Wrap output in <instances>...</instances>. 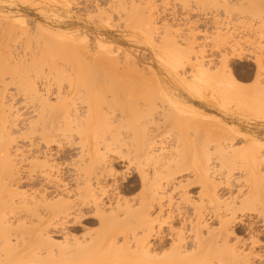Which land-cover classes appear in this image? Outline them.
<instances>
[{
	"label": "rangeland",
	"instance_id": "1",
	"mask_svg": "<svg viewBox=\"0 0 264 264\" xmlns=\"http://www.w3.org/2000/svg\"><path fill=\"white\" fill-rule=\"evenodd\" d=\"M253 2L257 4V8ZM263 3L264 0H0V64H3V70L0 68L2 71H0V78H2L0 79L2 81L0 82V135L3 134L4 138H7L10 142L14 141L11 143L13 148L10 146V149H12L10 152L14 160L11 159V161L15 163V165H11V163L7 165V162L4 163L5 160L2 157V153H0V158L4 160L0 161L2 162L0 164V224H2V226L7 225L3 223L8 222L10 216V220L14 226L13 228L11 222H8L11 229L8 227L10 230H6L7 234L1 230L5 227L3 226V228L0 226L2 227L0 229V264H126L128 260L136 261L138 264H196L195 260H189L188 262L189 258L186 255L190 254L192 251L190 248V250L184 248L186 253L189 250L187 254L182 250V254H186L185 256L183 255L184 258L181 254H178V251L175 253L172 250L176 246V244L173 246L177 241L176 237L179 240L178 236L181 231V220L178 217L179 210L177 211V206L179 205V209L182 206L184 207L186 203L185 199L183 201V195L181 194H186V196L191 197L192 200L194 198L195 201L199 202V192L203 189L202 183L197 181L196 174L192 170L178 172L180 168L178 170L175 169V167L178 168V166H180L175 165L177 163L175 160L176 157L179 159V149L176 145L178 144L177 137L179 136L177 135H179L181 127H184L187 129L190 140V138L193 137L192 127L196 125L200 128L197 130L198 132L200 130L201 133L199 132V138L196 141L197 147L195 146L199 149V151L196 152L198 155L195 153V149L193 152V145H189L190 141L188 140V147H186L185 150V163H187V165L197 162L200 165L204 163L205 158L201 151L204 148L206 137L207 140L215 139L217 136L227 137L231 133L230 136L233 138L234 132L236 134L234 136L237 137L234 143L237 142V147H244L256 143L261 151L264 152V102L259 101L261 99L241 101L232 96L223 98L221 96L220 87L214 80V72L212 73V71L217 69V66H222L224 62L223 59H225L233 75L238 79L240 85H243L242 87L246 89L244 91L242 90V92H251V90L255 89L257 91L264 87ZM259 5L262 6L259 7ZM78 59H80L81 62L79 64H77V62H79ZM75 60H77V62H75ZM200 60H203L204 65L207 66L205 69L211 66V70L208 69L210 72L206 70L201 71L199 64ZM69 62H72V64ZM55 63L59 65H55V67ZM88 63L95 69H92L93 67L90 68ZM8 65L10 67L13 65L12 68L14 67L15 69L9 68ZM71 65L73 66L70 67ZM5 67L8 68V72L13 71L15 75L11 73L8 74V72L4 74L3 71L6 70ZM57 67L59 68L57 69ZM61 67L62 69H60ZM94 70H96L98 74ZM75 71L77 75H75ZM91 72L96 73V78L99 80H95V82H98V86L97 83H94V79L90 75ZM47 74L50 75L46 77L45 75ZM12 75L14 77L16 76V78L11 77ZM56 75H58L59 79ZM51 76L52 78L54 77L53 80ZM70 76H72L71 79ZM83 76L86 79L83 80ZM105 76L108 77L105 78ZM118 76L122 79L125 77L130 80L131 91L129 90L126 91L125 94H122L124 91H121L125 90V88L128 89L130 85L127 84L129 86L126 87V85H124L125 83H123L125 80L123 82L121 81L123 86L119 85V80L117 81V79H115V77ZM127 79L126 81H128ZM59 80L63 81L60 82ZM109 80H112V85L108 84ZM68 81H72V83H68ZM3 83H6L8 87ZM33 83H36V86L39 85L37 89H40H38L39 92L42 91L41 94L43 98L45 95V99L51 100L48 103H54V105L58 104L57 107H62V109L58 107L59 110L57 107L53 108L51 106L52 109L47 103L42 106L44 108L47 104L48 106H46L52 109L50 112L48 111L49 109L44 111L45 113L49 112V115H47L49 117L51 116V120L48 119V121H46L45 116L47 115L43 114V111H41V113L43 112L42 114H39L40 112L38 110L44 109L40 108V105L37 108L38 103L40 104L41 102L38 101L39 99H36L38 101L37 103L32 95L33 93L35 96L34 91L36 88L33 86ZM59 83L60 86H58ZM114 83H116V86ZM126 83H129V81ZM50 85L52 87H50ZM84 85H86L87 92L90 91V94L87 93V95H85L86 89ZM91 85H93V87ZM40 86L42 88H40ZM110 86H113L114 90H110L111 93L109 94V89H111ZM59 87H61V90L62 87L65 88L66 91L63 89V93L61 90L57 92ZM67 87H69V90H72V94L68 93L69 90H67ZM46 88H48L47 91ZM94 88L98 90V93H96L97 91L95 92ZM48 91L51 94H48ZM99 91L101 92L99 93ZM112 92H115V98L112 97L114 94H112ZM58 93H62L61 96L64 94L63 96H66L67 99L69 98L68 103L71 102V106L77 102L76 109L83 115L89 113L91 119L88 120L89 122L87 121L89 124L85 121L86 123L84 122L85 124L83 123L82 126H79V123H77L78 126L73 123V130L79 131V134L77 131L70 132V135H72L71 133L74 134V137H68L72 138L70 141L69 139H64L60 140L61 143L50 141L49 144L47 143L46 136L49 135L52 139L50 135H52V133L54 135L55 132L51 131L50 134H46L44 128L51 124L55 116L58 117V119L61 117V114H63L61 110L64 112L65 105L63 106L64 103H61L62 100L64 101L65 99H61L63 96L61 97ZM83 94L86 97H82ZM48 95H51L50 98ZM57 95H59V98L56 97ZM77 97L78 99L84 98L86 103L83 99L82 102L84 104H82L81 99L77 101ZM72 100H75V102L72 103ZM33 101L37 103L36 107H34L35 103ZM112 102H114V104H112ZM111 104L114 106H111ZM15 105L16 107L14 108ZM21 105L27 108L24 109ZM108 106L112 109H108ZM81 107H83L82 111ZM4 108L6 111L5 113L3 111ZM35 108L37 109L36 112L31 111L33 109L35 110ZM18 109L21 110H19L20 113ZM112 110L114 111L112 112ZM9 111L11 112L9 113ZM53 112L54 114H52ZM59 112L61 113L57 116ZM112 113L114 114L110 115ZM20 114L23 118L20 119L25 122L19 120V117H21ZM51 114L55 115L53 120ZM5 115L7 119L4 117ZM13 115H16L18 119ZM40 115L45 116L41 118L39 117ZM48 116L47 118H49ZM119 116H121L123 120L121 117L119 118ZM58 119H55L57 122L55 120L53 122L58 123ZM112 119L119 121V123H115ZM120 119L123 121L122 123H120ZM29 122H35L34 124L37 125L34 126L31 123L30 125ZM40 123L42 126H40ZM110 123L112 124L110 125ZM4 124L6 126H3ZM74 125L77 126V129ZM41 127L42 129H40ZM29 128L31 129L29 130ZM39 129L41 132L44 130V132L41 133ZM37 131L44 136L42 137ZM26 132H30L28 135L29 138L26 136ZM105 132H110V135ZM4 134L8 136L5 137ZM120 134L122 135L121 138H119ZM102 135H105V137H101ZM212 136L214 137L212 138ZM114 137H117L116 139L121 142H124V138H126L124 142L126 144L115 140ZM200 137L203 139L201 138V140ZM30 138L33 141H30ZM1 139L3 140V138ZM105 139L108 142L110 140L111 144H108ZM126 141L130 142V144ZM151 142H153V144ZM150 145L154 147L153 149L155 151L153 149L148 150V148H151ZM0 149L2 150V145H0ZM214 150L215 149H213L214 156L219 155V152L217 150L214 152ZM147 151H149L150 154H148ZM138 152L140 154H138ZM89 153L91 155L88 157L87 154ZM262 154L261 158L264 157ZM94 155L95 158L98 160L100 159L98 164L97 159H94ZM126 155L128 159L125 157ZM29 156L34 159L31 158L32 162ZM137 156H139V158ZM141 156H144L143 159ZM170 157L174 158L175 161H172L173 159ZM134 158L135 160H132ZM140 158L142 163H140ZM145 158L147 159L144 160ZM161 158L165 160L166 163V159L168 158V164L171 162L168 169L172 170L173 167L174 170L177 171L173 170V173L170 172V176H168L167 173L169 170L161 169L163 174H161L160 172L162 171L159 170V176H153L156 174L155 171H157L153 170L154 162L156 159L158 160ZM45 159L47 160L46 162H50L48 168L51 169L52 165L54 167V172L51 173L53 176L51 175L50 180L48 179L49 181L43 175L45 170H48L47 167H44L45 169L40 168V166H48ZM35 160L41 165L35 163ZM87 160L89 162H87ZM3 163L4 166L2 165ZM43 163L45 165H43ZM91 163H94V165L90 167ZM166 163L165 165H167ZM179 163L181 162L179 161ZM234 163H240L243 167V171L235 170V174L233 177L231 176L232 178L225 175L217 179V182H219H216V185L219 191L220 201L222 202V200H224L225 203L236 198V204H241L240 201H245V198L248 197L244 204L240 206L239 204L238 206L235 204L237 209H241L240 212L239 210L237 211V216H239V218H245L247 221H257V219H259L257 221V228L255 229L259 232V237L263 244H261L260 247L253 246V244H251L252 242H250V236L254 234L245 228L243 229L244 232L242 231L240 234H236L237 237L241 236L240 240H247L245 241V245L241 244L239 246V251L244 255L247 253V256L251 253L250 257L254 258L252 259L254 262L253 264H264V261H260L258 258L255 259V256L259 254L264 255V231H262L264 228L262 224L264 218V161L262 163H254L252 158L247 160V154L244 153V151H239L225 161V164L228 166L227 169ZM83 164L84 168L86 167L85 169H88V178L87 175H85L86 173L84 174L86 170L80 168ZM137 165H139V167H137ZM165 165L161 167L164 166L163 168H166ZM109 168L113 169V171L110 170L111 173L109 172ZM93 169H95V172ZM143 170L146 173L150 172L149 177L152 175L154 178H159L162 175L161 178L163 177L162 182L164 183H162V187L165 191L162 190L164 198H162L163 200L160 202L161 205L156 204L157 206L152 209L149 206L151 212L148 210V206H144L143 208L141 205L144 211H146L147 208L148 212L146 213H148V215L150 214V218L154 219V221H152H157L153 225L155 229H153V227V231L151 229L152 232L141 228L143 229L142 232L139 228L140 226L137 228V226L133 224L136 222L134 221L136 218L134 215H130V219L127 217V214H125L127 215L125 217L123 213L126 211L127 207H124L126 208L124 210L122 209L124 212L119 209V212H122H118L120 216H118L115 210L120 206L118 204L122 203L123 205L125 201H130L132 207L135 205L134 210H137L136 206L140 203L144 201L147 203L149 201V191L145 190L147 186L141 181V173ZM16 171H18L17 173H19V175L15 174ZM153 171L155 174H151ZM12 172H14L15 177L12 176ZM79 172L83 173L82 178H85L84 180L89 183V185L87 184L88 186L91 185L92 189L96 188L94 190L96 194L92 192L93 197L100 200H97L100 204L98 208L86 206L83 207V211H80L81 213L79 212L80 206H77L80 201L79 203L77 202L79 198H82V193L79 194L77 192L79 194L77 195L76 189L79 188L77 186L80 185L83 187L85 181L82 178V180L78 178V181L76 176H81L82 174ZM90 172H92V174ZM108 172L110 174H108ZM76 173L80 175H76ZM95 174H98L97 178ZM11 176L12 178L14 177V180ZM91 176L93 178H91ZM171 176L173 180L170 178ZM88 179H92V181ZM97 179L98 181H96ZM150 179L152 180V177ZM5 180L6 182H4ZM180 181L185 183V188L181 187L175 190L174 188L177 184L179 185ZM49 182L51 184H49ZM4 183L7 186L3 189ZM230 183L232 185H230ZM173 184H176L174 185L175 187H172ZM84 187L87 186L85 185ZM12 188L14 191H12ZM23 193L26 196H24ZM7 196L10 198L13 196L14 199H11L13 201L15 200L14 205L12 200ZM4 197L7 198L8 201ZM60 198L66 202L72 201L69 202L72 205L74 204L71 211L73 212L76 208L74 211L75 216L77 213L81 214L77 215V220L74 216L69 220L62 219L63 216H55L54 212L51 213L52 210H49L45 206L46 202L48 203V201H50L53 203L56 199L60 200ZM2 199H5V201ZM9 199L14 207L10 206ZM181 199L184 205L179 204L181 203ZM244 201H242V203ZM128 202L125 204H128ZM22 203H24V205H22ZM224 203L221 204L224 205ZM27 204H29L35 212H32L33 209L30 210L31 208L28 210L29 206ZM149 204L150 203H148V205ZM16 205L19 206L17 207ZM6 206H8V208ZM38 206H40V208ZM131 206L127 210L132 209ZM186 206L188 207L189 204ZM23 207L25 209L27 208L26 210L29 211V215L26 214L27 211ZM101 207L103 209H101ZM41 208L45 212H42L43 210ZM92 208H94V211ZM13 209L14 211H12ZM17 209H20V211L23 210V213ZM223 209L222 215L225 214V218H228L229 215L231 216L232 213L229 214V211ZM38 211L39 215L42 214V216L45 217L39 219L33 214L38 213ZM17 212L18 214L15 215ZM99 212L101 215L103 213L102 217L99 215ZM115 212L118 218L114 216L116 215ZM3 214L8 220L1 223V218L4 216ZM53 214L54 216L52 218L51 215ZM14 215H20L15 217L18 222L20 220H25L24 222H19V225H21L20 229L19 226L16 225L17 223ZM113 217L116 218V220L114 218L115 221L112 219ZM132 217H134V220ZM12 218L14 219L15 225ZM48 218H50V220ZM125 218L128 219V222H125ZM58 222L61 224L65 223V225L58 224ZM115 222H117L116 224L119 226L124 225L120 228L118 225H114ZM214 222L216 221L212 222V227L218 229L219 223L216 222L215 224ZM47 223L50 224V226L48 224L49 227H47ZM126 223L135 226V231H137L135 233L137 236L141 233L144 234V232H150L147 235H151L146 238V242H148L147 246H149L148 248L150 250L148 254L141 251L142 249L136 245L137 242H135L136 239L134 237L132 241L136 244L132 245L133 242H131L130 239L133 233L131 234V232H129L130 227L126 226ZM23 224L29 225V227H27L31 230L22 229V227L26 226H23ZM124 226H126V228ZM22 230L30 232L27 233ZM1 231H3V233H1ZM122 231L123 233H118ZM41 232L42 235H46L47 239L49 238L50 242L49 245L47 244L48 246L45 244L49 240L44 238V244L41 237L45 236L40 235ZM178 232L179 235L177 234ZM258 232H256V234ZM186 233L185 239L187 235L189 243L185 240L187 242L185 244L186 246L188 244L192 246L193 240L192 237H190L192 234L190 232ZM3 234H6V237L9 238H4L5 236H3ZM8 234L12 235L8 236ZM125 235H130L127 239L131 242H129V245L132 247L131 252L129 251L130 247L128 248L127 246L128 241L125 239ZM205 235L207 237V234H203L204 237ZM236 235H234L235 240L237 238ZM8 239L9 244H7ZM78 241H82L83 246H75L74 243ZM235 242L236 241H233V243ZM67 244L72 245L68 247L70 250L66 247ZM111 244L112 246H109ZM73 247H76V249ZM67 250L68 253H66ZM114 250L118 252L114 253ZM64 251H66V255ZM138 251L140 253L139 256L138 253L135 254ZM69 252L71 253L70 258L72 259L74 256V260H69ZM132 252H135L133 256ZM72 253L75 255L73 254L72 256ZM141 253L144 255L141 256ZM102 254L104 256H102ZM145 255L149 256L145 258Z\"/></svg>",
	"mask_w": 264,
	"mask_h": 264
},
{
	"label": "bare ground",
	"instance_id": "2",
	"mask_svg": "<svg viewBox=\"0 0 264 264\" xmlns=\"http://www.w3.org/2000/svg\"><path fill=\"white\" fill-rule=\"evenodd\" d=\"M134 3H135V1H134ZM254 4H255V2H253ZM264 4V3H263ZM262 4V5H263ZM256 5V8H257V4H255ZM255 5H254V7H255ZM261 5V6H262ZM260 5H259V7H261ZM263 8V7H262ZM261 8V9H262ZM260 9V10H261ZM264 10V9H263ZM260 12V11H259ZM79 60V62H77V60H75V62H77V64H79V63H81L80 62V59H78ZM199 60V59H198ZM0 61H1V59H0ZM223 64H222V66L221 67H218L217 66V69H215V71H212V73H213V75H214V80H215V82L219 85V87H220V90H221V96L223 97V98H226V97H229V96H232V97H235V98H237L238 100H243V101H246V100H259V99H261V100H259V101H262V102H264V87H262V89L261 90H257L256 91V89L255 90H251V92L252 91H254V92H242V90L244 91V90H246V89H244V87H242L243 85H240V83H239V81H238V79L233 75V73H232V70L230 69V67H228V64H227V61H225V59H223ZM7 62V61H6ZM73 62V61H72ZM72 62L70 63V64H72ZM8 63V62H7ZM5 64V63H4ZM65 64V63H64ZM89 64V63H88ZM87 64V65H88ZM199 64H200V69H201V71L202 70H206V71H208V72H210L209 70H211V66H210V68L208 67V69H205V67L207 68V66H205L204 65V61L203 60H200V62H199ZM206 64V63H205ZM216 64V63H215ZM214 64V65H215ZM16 65V64H15ZM56 65V63L54 64V66ZM59 64L57 63V65L56 66H58ZM63 65V64H62ZM116 65H117V63H116ZM207 65V64H206ZM213 65V66H214ZM9 66V65H8ZM12 66L13 65H11V67L9 66V68H11V69H15L14 67L12 68ZM55 66V67H56ZM73 65H71L70 67H72ZM84 66V65H83ZM89 66H90V64H89ZM3 64H0V68H1V70H3ZM16 67V66H15ZM20 67V66H19ZM65 67V66H64ZM93 66L91 65L90 66V68H92ZM59 67H57V69H58ZM66 68V67H65ZM69 68V67H68ZM74 68V67H73ZM76 68V67H75ZM82 68V67H81ZM89 68V67H88ZM214 68V67H213ZM216 68V67H215ZM5 71H3L4 72V74H6L8 71H7V69L8 68H6L5 67ZM10 69V70H11ZM60 69H62V67L60 68ZM72 69V68H71ZM92 69H95L94 67L92 68ZM97 69V68H96ZM102 69V68H101ZM0 70V71H1ZM66 70V69H65ZM64 70V71H65ZM212 70H214V69H212ZM95 72H96V70H94ZM2 72V71H1ZM1 72H0V76H1ZM13 74V75H15V73L13 72V71H10V72H8V74ZM93 73V74H92ZM97 73V72H96ZM96 73H94V72H91V77H93V79H94V83L96 84L97 83V86H98V82H95V80L96 81H98L99 79H97L96 78ZM106 73V72H105ZM70 74V73H69ZM98 74V73H97ZM104 74V73H103ZM108 74V73H107ZM228 74V75H227ZM11 76V77H13V78H16V76L14 77V76ZM48 75H50V74H47V75H45L46 77L48 76ZM51 75H53V74H51ZM75 75H77L76 74V71H75ZM95 75V76H94ZM105 75V74H104ZM109 75V74H108ZM119 75V74H118ZM44 76V77H45ZM57 76V78H58V75H56ZM61 76V75H60ZM63 76H65V75H63ZM84 76H86V75H84ZM83 76V80L84 79H86L85 77ZM103 76V75H102ZM110 76V75H109ZM116 76V75H115ZM120 76H122V75H120ZM62 77V76H61ZM60 77V78H61ZM68 77V76H67ZM106 77H108V76H105V78ZM49 78V77H48ZM54 78V77H53ZM53 78H52V76H51V79L53 80ZM69 78V77H68ZM72 78V76H70V79ZM96 78V79H95ZM229 78V79H228ZM0 79H2V78H0ZM5 79V78H4ZM55 79H56V77H55ZM59 79V78H58ZM62 79H65V78H62ZM111 79V78H110ZM115 79H117V81L119 82V85H122L123 86V84H121V81L123 82L124 80L126 81V79L127 78H125L124 77V79H122V78H120L119 76L118 77H115ZM12 80V79H11ZM57 80V79H56ZM67 80V79H66ZM113 80H114V78H113ZM128 80V79H127ZM13 81V80H12ZM60 81V80H59ZM63 80H61L60 82H62ZM123 82V83H125L124 85H126V87H128L129 85H130V87H128V89L127 88H125V90H122V88H121V92H123L124 91V93H122V94H125V92L126 91H129L130 90V88H131V84H130V80H128L129 81V83H126V82H128V81H126V82ZM0 82H2L1 80H0ZM56 82V81H55ZM70 81H68V83H69ZM84 82V81H83ZM87 82V81H86ZM112 80H109V82H108V84L109 85H112ZM54 83V82H53ZM67 83V82H66ZM70 83H72V81L70 82ZM100 83V82H99ZM4 84V83H3ZM34 84V85H33ZM32 85L33 86H35L36 88H35V96H34V94L32 93V95H33V97L35 98V100L36 99H39L38 101L39 102H41L40 104L38 103V101L36 100V102L38 103V105H37V103H35L34 101V103H35V106L34 107H36V105H37V108L39 107V105H40V108H43L42 106L45 104V103H47L48 105H50L49 107H53V108H56L57 107V105L55 106L54 105V103L52 104V103H48L49 101H51L50 99L48 100V99H45V95H44V98L42 97L43 95L41 94L42 93V91L41 92H39V90L37 89V87L39 86H36L35 84L36 83H33ZM81 84V83H80ZM82 84H84V83H82ZM87 84V83H86ZM106 84H107V82H106ZM115 84V86H116V83H114ZM113 84V85H114ZM127 84H129V85H127ZM216 84V85H217ZM6 87H8V85L5 83L4 84ZM55 85V84H54ZM67 85V84H66ZM70 85V84H69ZM4 86V87H5ZM52 86H53V84H52ZM51 85H50V87H52ZM58 86H60V83H59V85ZM71 86V85H70ZM88 86V85H87ZM92 87H93V85H91ZM91 86H89V87H91ZM264 86V85H263ZM50 87H49V91H50ZM72 87V86H71ZM70 87V88H71ZM84 87H85V89H86V94L85 95H87V93H89V92H87V88H86V85H84ZM84 87H82V88H84ZM89 87H88V90H89ZM95 87H96V85H95ZM106 87V86H105ZM111 87V89H109V94L111 93V91L110 90H114L113 89V86H110ZM40 88H42L41 86H40ZM68 89L67 90H69V87H67ZM97 88V87H96ZM99 88V87H98ZM107 88H109V87H107ZM47 89L48 88H46V91H47ZM64 89V91H66L65 90V88H63L62 87V90ZM73 89V88H72ZM91 89V88H90ZM95 89V88H94ZM127 89V90H126ZM59 90H61V87H59L58 88V91L57 92H59ZM61 90V92L63 93L64 91H62ZM84 90V89H83ZM92 90V89H91ZM220 90H219V93H220ZM48 91V92H49ZM72 90L70 89L69 90V92L68 93H70V94H72L73 92H71ZM74 91V90H73ZM75 91H78V90H75ZM97 91V92H96ZM116 91V90H115ZM131 91V90H130ZM4 92V91H3ZM33 92V91H32ZM51 92H52V90H51ZM56 92V93H57ZM83 92V91H82ZM95 92L96 93H98V90H96L95 89ZM101 91H99V93H100ZM61 93V94H62ZM65 93H67V92H65ZM84 93V92H83ZM107 93V92H106ZM114 93V94H113ZM129 93V92H128ZM31 94V93H30ZM48 94H51L50 92L48 93ZM54 94V93H53ZM59 94V93H58ZM61 94H59L60 96H61ZM77 94V93H76ZM79 94V93H78ZM90 94V93H89ZM112 97H114L115 98V92H112ZM31 95V96H32ZM59 95H57L56 97H58L59 98ZM64 95V94H63ZM62 95V96H63ZM84 94L82 95V97L84 96V97H86ZM103 95V94H102ZM51 96V95H50ZM50 96L48 95V97L50 98ZM61 96V97H62ZM111 96V95H110ZM47 97V98H48ZM60 97V98H61ZM70 97V96H69ZM117 97V96H116ZM57 98V99H58ZM65 99L64 101L62 100V103L61 104H63V106H64V112L61 110V112L63 113V114H61V117H59V119H58V117H56L55 115H52V114H54V112L51 114L52 116H53V118H52V120L54 119V116H55V119L57 118L58 119V123H54L53 121L55 120H53V121H51V124H49V126L47 125V127L45 126V133L47 134V133H49L50 134V132L51 131H53V132H55V134L53 135V133H52V135H50V136H52V139L49 137V135H47L48 136V138H47V136H46V140H47V143H49L50 144V141L51 142H56V143H61V141L60 140H64V139H69V141H70V139H72V138H68V137H74L73 135V133H71L72 135H70V132H76L77 130H73L74 128H73V123H75L77 126H78V124L77 123H79L80 125L79 126H82V124L86 121H88V120H90L91 118H90V114L88 113V114H86V115H83V114H81L80 112H79V110L78 109H76V104H77V102H75V100L73 101L72 100V103H74V104H72V106H71V102H69L68 103V100H69V98L67 99V97L66 96H63L61 99ZM109 98V97H108ZM22 99V98H21ZM45 99V100H44ZM74 99V98H73ZM77 99H78V97H77ZM76 99V100H77ZM79 99H81V98H79ZM77 100V101H80V100ZM83 99V101H85L84 100V98H82ZM82 99H81V102H82ZM263 99V100H262ZM87 100V99H86ZM109 100H110V98H109ZM20 101V100H19ZM53 101V100H52ZM58 101V100H57ZM21 102H23V101H21ZM80 102V103H81ZM89 102V101H88ZM105 102H107V101H105ZM85 103H86V101H85ZM111 103V102H110ZM255 103V102H254ZM20 104V103H19ZM22 104V103H21ZM46 104V105H47ZM60 104V105H61ZM82 104H84L83 102H82ZM92 104V103H91ZM90 104V105H91ZM112 104H114V102H112ZM111 104V106H114V105H112ZM44 106V110H38L40 113L39 114H42L44 111H47V109H49L47 106ZM74 105V106H73ZM6 106V105H5ZM8 106V105H7ZM22 106V105H21ZM25 106V105H24ZM27 106V105H26ZM55 106V107H54ZM80 106V105H79ZM79 106H77V107H79ZM92 106V105H91ZM13 107V106H12ZM16 107V105L14 106V108ZM19 107V106H18ZM23 107V106H22ZM45 107H47V108H45ZM51 107V108H52ZM59 107V106H58ZM57 107V108H58ZM75 107V108H74ZM85 107V106H84ZM106 107H107V105H106ZM109 107V106H108ZM116 107V106H115ZM114 107V108H115ZM14 108H12V109H14ZM20 108V107H19ZM24 108V107H23ZM25 108H27V107H25ZM24 108V109H25ZM49 109L48 111L50 112V110H52V109ZM60 109H62V107L60 106L59 107ZM58 108V109H59ZM91 108V107H90ZM111 107H109L108 109H110ZM113 108V109H114ZM118 108V107H117ZM7 109H8V107H7ZM10 109H11V106H10ZM22 109V108H21ZM31 109H32V107H31ZM59 109V110H60ZM80 109V108H79ZM86 109H88V108H86ZM112 109V108H111ZM20 109H18V111H19ZM83 110V107H81V111ZM89 110V109H88ZM88 110H87V112H88ZM4 113L6 112L5 111V108H4ZM17 111V112H18ZM21 111V110H20ZM20 111H19V113H20ZM31 111H33V112H36L37 111V109L35 108V110L33 109V110H31ZM41 111H43L42 113H41ZM54 111V110H53ZM58 111V110H57ZM114 110H112V112H113ZM120 111H121V108H120ZM123 111V110H122ZM11 111H9V113H10ZM49 112H47V113H43V114H48L49 115ZM52 112V111H51ZM61 112H59L58 114H57V116L58 115H60V113ZM115 112H117V111H115ZM114 112V113H115ZM125 112V111H124ZM9 113H7V114H9ZM19 113H18V115H19ZM38 113V112H37ZM84 113V112H83ZM108 113H109V111H108ZM114 113H112V114H110V115H113ZM141 113V112H140ZM201 113V112H200ZM12 114V113H11ZM17 114V113H16ZM34 114H36V113H34ZM120 114V113H119ZM118 114V115H119ZM10 115V114H9ZM23 115V114H22ZM31 115V114H30ZM29 115V116H30ZM47 115V116H48ZM13 116H16V115H13ZM20 116H21V114H20ZM26 116V115H25ZM43 116H45V115H40L39 117H43ZM47 116H45V119H46V121H48V119H50L51 120V116L49 117V118H47ZM106 116V115H105ZM4 117H6V115L4 116ZM12 117V116H11ZM17 117V116H16ZM38 117V116H37ZM116 117V116H115ZM121 116H119V118H120ZM23 119L22 118V116L21 117H19V120H21V119ZM31 118V117H30ZM122 118V117H121ZM6 119H7V117H6ZM17 119H18V117H17ZM17 119H15V120H17ZM44 119V118H43ZM26 120V119H25ZM30 120V119H29ZM33 120V119H32ZM49 120V121H50ZM113 120V119H112ZM122 120H123V118H122ZM121 119H120V123H122L123 121H122ZM22 121V120H21ZM21 121H20V123H21ZM38 121H40V120H38ZM56 122H57V120H55ZM115 123L117 122V123H119V121H116V120H113ZM19 122V121H18ZM17 122V123H18ZM22 122H25V121H22ZM85 122V123H86ZM89 122V121H88ZM87 122V124H89ZM114 122H112V123H114ZM28 123V122H27ZM31 122H29V124H30ZM35 123V122H34ZM33 122L31 123V124H33L34 126H36L37 124H34ZM46 123H50V122H46ZM84 123V124H85ZM112 123H110V125L112 124ZM30 124V125H31ZM41 124V123H40ZM71 124H72V126H71ZM179 124V123H178ZM25 125H27V124H25ZM76 125H74V126H76ZM114 125V124H113ZM3 126H6L5 124L3 125ZM9 126V125H8ZM24 126V125H23ZM40 126H42V124L40 125ZM44 126V125H43ZM77 126H76V129H77ZM119 126V125H118ZM21 127V126H20ZM29 127V126H28ZM31 127V126H30ZM33 127V126H32ZM180 127V126H179ZM80 128V127H79ZM78 128V129H79ZM190 128V127H189ZM31 128H29V130H30ZM34 129V128H33ZM36 129H38V128H36ZM40 129H42V127L40 128ZM39 129V130H40ZM83 129V128H82ZM118 129V128H117ZM192 129H193V137L192 138H190V140H189V136H188V134H187V129L186 128H184V127H181V129H180V133H179V135H177V136H179V137H177V139H178V144H176L177 145V147H178V149H179V159L176 157V162L178 163H176L175 165H180V166H178V168L177 167H175V169H179L180 168V170L178 171V172H183V171H189V170H192L196 175V178L198 179L197 181H199L200 183H202V190L199 192V202H197V201H195V199L193 198V200H192V198L191 197H188V196H186V194H181V195H183L182 197V199H183V201H184V199L186 200V203H188L189 204V206L187 207L186 205H188V204H186L185 203V206L183 207H180L179 209H178V206H177V211H178V217H179V219L181 220V231H180V235H179V232L177 233L178 235V237H179V240L177 239V237H176V243H174V245L173 246H175V244H176V246L172 249L175 253H177V251L179 252L178 254L180 255H182V257H183V255L184 254H182V250H184V248H186V250H187V248L189 249H191L192 251L190 252V254H187V253H189L188 251L190 250H188L187 251V253H186V251L184 252V253H186L185 255L189 258H187V257H185V258H187L188 259V262H189V260H195V263L196 264H253L254 262L252 261V259H254V258H251L250 257V255H251V253L247 256V253L244 255L242 252H240L239 251V246L242 244V245H245L246 243H245V241H247V240H245L244 241V239H241L240 240V238H241V236L239 237H237V235L236 234H240L242 231H243V229H245V228H247L248 230H250L249 232H251V233H253L254 235H251L249 238H250V242H252L251 244H253V246H261V244H263V243H261L262 241L260 240V234H259V232L257 231V229H255V228H257V221L259 220V219H257V221H247L245 218H239V216H237V211L239 210V212L241 211V209H237V206H238V204H236V198H234V199H231V201H228V202H225L224 203V200H222V202L220 201V197H219V191L217 190V183L219 182H217V179H219L220 177H222V176H232L233 177V175L235 174V170H240V171H243V167H242V165L240 164V163H234V164H232V166H230L228 169H227V165L225 164V161H227V159H229V158H231L233 155H235L236 153H238L239 151H244V153H246L247 154V160H249L250 158H252L253 159V161H254V163H262L263 161H264V157L263 158H261L262 156H261V154H262V152L263 151H261V149H260V147L256 144V143H252V144H250V145H247V146H244V147H237V142L236 143H234V141L237 139V137L236 136H234V135H236L235 134V132L232 134L233 135V138H232V136H230L231 135V133L226 137V136H223V137H215V139H208L207 140V137H206V141H204V148L202 149V153L204 154V163L202 164V165H200L198 162L197 163H195V164H191V165H187V163H185V161H186V158H185V150H186V147H188L187 146V144H188V140L190 141V144L189 145H193V147H192V149H193V152H194V149L196 150L195 151V153L196 152H198L199 151V149L198 148H196L197 147V143H196V141L198 140V138H199V132H200V130H199V132L197 131L198 129H200L198 126H196V125H194L193 127H192ZM38 130V131H39ZM179 130V129H178ZM189 130H191V129H189ZM37 131V132H38ZM47 131H49V132H47ZM230 131V130H229ZM31 132H32V130H31ZM33 132L35 133V131L33 130ZM36 132V133H37ZM40 132H41V130H40ZM44 132V130H42V132L41 133H43ZM58 132V133H57ZM69 132V133H68ZM111 132V131H110ZM110 132L108 133V132H105V133H108L109 135H110ZM122 132V131H121ZM120 132V133H121ZM129 132V131H128ZM190 132V131H189ZM231 132V131H230ZM29 133L30 132H26V136H28L29 135ZM77 133L79 134V131H77ZM112 133V132H111ZM192 133V132H191ZM201 133V132H200ZM38 134H40L39 132H38ZM77 134V135H78ZM104 134V133H103ZM107 134V135H108ZM113 134V133H112ZM117 134H118V132H117ZM123 134V133H122ZM5 135V134H4ZM41 135V134H40ZM129 135V134H128ZM201 135V134H200ZM6 136H8V135H5V137ZM26 136H24V137H26ZM42 137L44 136V135H41ZM105 137V135H102L101 137ZM116 136V135H115ZM121 134H120V137L119 138H121ZM237 136H239V135H237ZM31 137V136H30ZM110 137V136H109ZM126 137V136H125ZM131 137V136H130ZM202 137H203V135H202ZM202 137H200V139L202 138ZM214 136H212V138H213ZM1 138H3V140L1 139ZM10 138V137H9ZM28 138H29V136H28ZM112 138H113V136H112ZM117 138V137H116ZM115 137H114V139L115 140H117ZM209 138H211V137H209ZM0 141H1V143H3V144H1L0 143V145H2V150H1V152L0 153H2V157H3V159L5 160H3V159H1L0 161H4V163L5 162H7V165H10V163H11V165H15V163H12V161H11V159L13 158L12 156H11V150L12 149H10V146H11V143L12 142H14V141H12V142H10V141H8V139L6 138H4V136H3V134L2 135H0ZM10 139H12V138H10ZM43 139V138H42ZM108 139V138H107ZM125 140H126V138H124ZM123 139V140H124ZM127 139H128V137H127ZM203 139V138H202ZM201 139V140H202ZM5 140V141H4ZM32 139L30 138V141H31ZM49 140V141H48ZM102 140V139H101ZM106 140V139H105ZM105 140H104V142H105ZM112 140V139H111ZM125 140H124V142H125ZM129 140H130V138H129ZM243 140V139H242ZM4 141V142H3ZM33 141V140H32ZM68 141V142H69ZM73 141V140H72ZM76 141V140H75ZM78 141V140H77ZM107 141V140H106ZM113 141V140H112ZM117 141H120V140H117ZM244 141V140H243ZM121 142V141H120ZM123 142V141H122ZM121 142V143H122ZM123 142V143H124ZM127 142V141H126ZM199 142V141H198ZM239 142V141H238ZM9 143H10V145H9ZM35 143V142H34ZM78 143V142H77ZM107 143L109 144H111V141L109 140V142L107 141ZM119 143V142H118ZM118 143H116V144H118ZM127 143H129L130 144V142H127ZM152 144H153V142H151ZM150 143V144H151ZM32 143L30 142V145H31ZM114 144V143H113ZM124 144H126V143H124ZM29 145V146H30ZM99 145V144H98ZM105 145V144H104ZM119 145H120V143H119ZM175 145V146H176ZM32 146V145H31ZM63 146V145H62ZM151 146V148H148V150L149 149H153L154 147H152V145H150ZM196 146V147H195ZM12 147V146H11ZM36 147V146H35ZM145 147V146H144ZM176 147V148H177ZM13 148V147H12ZM138 148V147H137ZM146 148V147H145ZM16 149V148H15ZM114 149V148H113ZM118 149V148H117ZM140 149V148H139ZM138 149V150H139ZM147 149V148H146ZM213 149H215V150H217L216 152L219 154V155H215L214 156V153H213ZM38 150V149H37ZM40 150H41V148H40ZM116 150V149H115ZM154 150V149H153ZM215 150H214V152H215ZM155 151V150H154ZM30 152V151H29ZM92 152V151H91ZM90 152V153H91ZM142 152H143V150H142ZM148 152V154H150L149 153V151H147ZM34 153V152H33ZM38 153V152H37ZM57 153V152H56ZM87 154L88 155V157H89V155H91V154ZM201 153V154H202ZM216 153V154H217ZM35 154H36V151H35ZM42 154V153H41ZM54 154V153H53ZM138 154H140L139 152H138ZM197 155H198V153H196ZM202 154V155H203ZM23 155H24V153H23ZM30 155V154H29ZM100 155V154H99ZM128 155V154H127ZM125 156L126 158L128 157V156ZM147 155V154H146ZM263 156H264V152H263V154H262ZM35 156V155H34ZM51 156V155H50ZM123 156V155H122ZM148 156V155H147ZM27 157V156H26ZM30 157V156H29ZM37 157V156H36ZM53 157V156H52ZM91 157V156H90ZM98 157V156H97ZM138 158H139V156H137ZM143 157L144 156H141V158L143 159ZM31 158L32 157H30V161L32 162V160H31ZM55 158V157H54ZM99 158V157H98ZM135 158H136V156H135ZM135 158L134 159H132V160H135ZM141 158L139 159V160H141ZM148 158V157H147ZM147 158H145L144 160H146ZM169 158V157H168ZM166 159V161H167V163L165 162V160H163L162 158L161 159H156L157 160V162H156V160H155V162H154V167H153V170L155 171V170H157V171H155V173H154V171L153 172H151V174L152 173H154L155 175H153V176H159V172L160 171H162L161 169H167V170H169V172L167 173V170H166V173L168 174V176H170L169 175V173L171 172V173H173V170H174V168L172 167V170H170V169H168L169 167V164L171 163H169L168 164V162H169V159ZM171 159H173L172 161H175L174 160V158H172V157H170ZM24 159V158H23ZM33 159V158H32ZM94 159H97V158H95V155H94ZM93 159V160H94ZM128 159V158H127ZM170 159V160H171ZM13 160V159H12ZM26 160H27V158H26ZM34 160V159H33ZM100 160V159H99ZM99 160L97 159V164H98V162H99ZM198 160H199V162H200V159H199V157H198ZM218 160H219V162H220V164H219V162H218ZM14 161V160H13ZM25 161V160H24ZM47 160L45 159V162H46ZM53 161V160H52ZM95 161V160H94ZM102 161V160H101ZM137 161V160H136ZM179 161L181 162V163H179ZM39 162V161H38ZM44 162V163H45ZM87 162H89L88 160H87ZM92 162V161H91ZM202 162H203V160H202ZM2 162H0V164H1ZM4 163L2 164L3 166H4ZM9 163V164H8ZM35 163H37L36 162V160H35ZM34 163V164H35ZM43 163V165H45L46 163L48 164V166H40V168H46L47 167V169L48 170H45V172H44V176H45V178L48 180H50V178H51V173L52 172H54V170H53V165H52V168L50 169V168H48L49 167V165H50V162L48 163V162H46L45 164ZM85 163V162H84ZM102 163V162H101ZM139 163V162H138ZM140 163H142V160L140 161ZM165 163L167 164V165H165ZM175 163V162H174ZM218 163V164H217ZM17 164V163H16ZM37 164H39V165H41L40 163H37ZM36 164V165H37ZM46 164V165H47ZM91 165H94V163H91L90 164V167H91ZM100 165V164H99ZM162 165H165V167L166 168H163V167H161ZM174 165V164H173ZM173 165H171V166H173ZM17 166H18V164H17ZM97 166V165H96ZM1 167V166H0ZM51 167V166H50ZM137 167H139V165H137ZM8 168H9V166H8ZM37 168V167H36ZM44 168V169H45ZM80 168L81 169H83V170H86L85 172H84V174L85 175H87V174H89L88 172H87V170L88 169H85L84 168V164L82 165V167L80 166ZM96 168V167H95ZM111 168V167H110ZM109 168V172H110V170L111 171H113V169H110ZM155 168V169H154ZM4 169V168H3ZM35 169V168H34ZM97 169V168H96ZM99 169V168H98ZM36 170V169H35ZM53 170V171H52ZM82 170V171H83ZM94 170V172H95V169H93ZM100 170V169H99ZM98 170V171H99ZM142 170V169H141ZM160 170V171H159ZM177 170H174V171H177ZM6 171H7V169H6ZM5 171V172H6ZM12 171V170H11ZM79 171V170H78ZM78 171H75V172H78ZM97 171V170H96ZM105 171V170H104ZM10 172V171H9ZM18 171H16V173L15 174H17V175H19V173H17ZM20 172V171H19ZM42 172V173H43ZM74 172V173H75ZM108 172V174H110ZM149 172V171H148ZM165 172V171H164ZM12 173H13V175H12ZM11 173V175L12 176H14L15 174H14V172H12ZM79 173H82V172H79ZM78 173V174H79ZM91 174H92V172H90ZM97 173V172H96ZM107 173V172H106ZM106 173H104V174H106ZM150 173V172H149ZM149 173H146L144 170L142 171V173H141V181H143L144 182V185L146 184V188H145V190L146 191H149V193H148V195H150V198H149V201L146 203V201H144L143 203H140L139 205H137L136 207V209L137 210H134V207H135V205L132 207L131 206V203H130V201L128 202V201H125L124 202V204L122 205V203H120V204H118V205H120V206H118L115 210H116V212L118 213L120 210L122 211V209L124 210V209H126V208H124V207H127V209L131 206L132 207V209H129V210H127L126 209V211L124 212V211H122V212H124L123 213V215H125V214H127V215H125V217L127 216L129 219H130V215H134V217H136L135 218V220H134V217H132V219L134 220V221H136V222H134L133 224H135V226H137V228L139 227L140 229L141 228H143L144 230H148V231H150V232H152L153 231V229H155L154 228V223H156V222H153L154 221V219H152V218H150V214L148 215V213H146V212H148V210L150 211L152 208H154V207H156L157 205L156 204H158V205H161V200H163L162 198H164V194H162L163 192H162V190H163V187H162V179H163V177L161 178V176L159 177V178H154L152 175H151V177H152V180L150 179L151 177H149L150 175H149ZM161 174H163V171L162 172H160ZM54 174V173H53ZM77 173H76V175H78ZM165 174V173H164ZM178 174V173H177ZM1 175V174H0ZM75 175V176H76ZM80 175V174H79ZM82 175H83V173L81 174V176H76V178L78 179H81L82 178ZM85 175H84V177H85ZM176 175V174H175ZM193 175V174H192ZM12 176H11V178H12ZM22 176V175H21ZM44 176H41V177H44ZM53 176V175H52ZM56 176V175H55ZM74 176V175H73ZM95 176H96V178L98 177V174L96 175L95 174ZM94 176V177H95ZM164 176V175H163ZM168 176H167V178H168ZM172 176H173V174H172ZM172 176L170 177V178H172ZM15 177V176H14ZM13 177V178H14ZM58 177V176H57ZM231 177V178H232ZM12 178V179H13ZM44 178V179H45ZM54 178V177H53ZM87 178H88V175H87ZM91 178H93L92 176H91ZM96 178H94V179H96ZM101 178H103V177H101ZM105 178H106V176H105ZM166 178V179H167ZM175 178V177H174ZM229 178V177H228ZM3 179V178H2ZM8 179V178H7ZM21 179H22V177H21ZM43 179V180H44ZM76 179V180H77ZM79 179H78V181H79ZM83 179V178H82ZM81 179V180H82ZM85 179V178H84ZM83 179V180H84ZM90 179V178H89ZM88 179V180H89ZM104 179V178H103ZM169 179V178H168ZM230 179V178H229ZM11 180V179H10ZM14 180V179H13ZM16 180V179H15ZM19 180V179H18ZM40 180V179H39ZM48 180V181H49ZM170 180V179H169ZM168 180V181H169ZM172 180H173V178H172ZM9 181V180H8ZM20 181V180H19ZM47 181V182H48ZM51 181H52V179H51ZM53 181H55V180H53ZM85 182L83 183V185L85 186H87V187H81V185L80 186H77V187H79V188H77L76 189V194L77 195H79V194H81L82 193V195H81V197L82 198H79V200H78V202L77 203H79V201H80V203L77 205V206H80V208H79V212L80 211H83V207H86V206H91V207H96V208H98L99 207V202L98 201H100L99 199H96L95 197H93V193L95 192L94 190L96 189H92L91 188V185L90 186H88L89 185V183H87V181L86 180H84ZM89 181H92V179L91 180H89ZM96 181H98V179L96 180ZM171 181V180H170ZM169 181V182H170ZM220 181H221V179H220ZM4 182H6V180L4 181ZM15 182V181H14ZM37 182V181H36ZM46 182V181H45ZM56 182V181H55ZM172 182V181H171ZM217 182V183H216ZM223 182V181H222ZM231 182V181H230ZM79 183V182H78ZM173 183V182H172ZM171 183V184H172ZM184 183V182H183ZM182 183V181H180V183H179V185L177 184V186L175 187L174 185H176V184H173V186L172 187H175L174 189L175 190H177L178 188H181V187H183V188H185L184 186H185V183L183 184ZM8 184V183H7ZM49 184H51L50 182H49ZM58 184H59V182H58ZM88 184V185H87ZM94 184V183H93ZM164 184V183H163ZM171 184H168V185H171ZM234 184V183H233ZM4 185H5V183H4ZM3 185V189L7 186V185H5L4 186ZM54 185H55V183H54ZM60 185V184H59ZM219 185V184H218ZM230 185H232L231 183H230ZM10 186H11V183H10ZM9 187V186H8ZM14 187V186H13ZM46 187V186H45ZM58 187H60V186H58ZM169 187V186H168ZM42 188L44 189V187L42 186ZM82 188V189H81ZM147 188H148V190H147ZM11 189V188H10ZM79 189V190H78ZM81 189V190H80ZM144 189V188H143ZM173 189V188H172ZM173 189V190H174ZM5 190H7V189H5ZM16 190V189H15ZM39 190V189H38ZM74 190V189H73ZM144 190V191H145ZM12 191H14L13 190V188H12ZM11 191V192H12ZM18 191V190H17ZM16 191V192H17ZM129 191V190H128ZM163 191H165V190H163ZM185 191V190H184ZM9 192V191H8ZM22 192V191H21ZM25 192V191H24ZM75 192V191H74ZM79 194H78V193ZM93 192V193H92ZM108 192V191H107ZM171 192H173V191H171ZM5 193V192H4ZM99 193V192H98ZM184 193V192H183ZM31 194V193H30ZM50 194V193H49ZM84 194V195H83ZM94 194H96V193H94ZM145 194V193H144ZM7 195H8V193H7ZM16 195V194H15ZM14 195V196H15ZM23 195L24 196H26L24 193H23ZM22 195V196H23ZM74 195V194H73ZM147 195V194H146ZM145 195V196H146ZM163 195V196H162ZM166 195V194H165ZM181 195H180V197H181ZM46 196V195H45ZM51 196V195H50ZM85 196V197H84ZM100 196V195H99ZM144 196V197H145ZM250 196V195H249ZM8 197V196H7ZM77 197V196H76ZM78 197H80V196H78ZM98 197V196H97ZM148 197V196H147ZM5 198V197H4ZM8 198H10V197H8ZM11 198L12 199H14L13 198V196H11ZM10 198V199H11ZM191 198V199H190ZM6 200H7V198H5ZM5 199L3 200V201H5ZM10 199H9V201H10ZM11 199V200H12ZM31 199V198H30ZM33 199V198H32ZM41 199H43V198H41ZM80 199H83V200H80ZM103 199V198H102ZM136 199V198H135ZM182 199H181V203H179V204H183L182 203ZM248 199V197H246L245 198V201L244 200H242V201H244L243 203H242V201H240L241 202V204H239V206L240 205H242V204H244L245 202H246V200ZM36 200H37V198H36ZM48 200V199H47ZM57 200V199H56ZM55 200V202H50V201H48V203L46 202L45 204V206L49 209V210H52L51 211V213L52 212H54V214H55V216H63V218L62 219H66V220H69L72 216H74V218L77 220V215L79 214V213H77L76 214V216H75V213H74V211H75V209L73 210V212L71 211V209H73V206H74V204L72 205L71 203H69V202H72V201H69V202H66V201H64L62 198H60V200L58 201H56ZM61 200H63V201H61ZM98 200V201H97ZM121 200V199H120ZM133 200V199H132ZM144 200H145V198H144ZM147 200V199H146ZM207 200V201H206ZM8 201V200H7ZM7 201H6V203H7ZM15 201V200H14ZM14 201L12 200V202H13V205H14ZM38 201V200H37ZM54 201V200H53ZM76 201V200H75ZM1 202V201H0ZM11 201H10V206L11 207H14V206H12V203ZM20 202V201H19ZM24 202V201H23ZM128 202V204H125V203H127ZM3 203V202H2ZM5 203V202H4ZM29 203V202H28ZM148 203H150L149 205H148ZM160 203V204H159ZM221 203H224V205H222ZM18 204V203H17ZM30 204V203H29ZM29 204H27L28 206H29ZM101 204H102V202H101ZM130 204V205H129ZM216 206H215V205ZM237 206H236V205ZM20 205H21V203H20ZM22 205H24V203H22ZM26 205V204H25ZM37 205V204H36ZM122 205V206H121ZM128 205H129V207H128ZM132 205H133V203H132ZM143 206V208H144V206L146 207V206H148L147 208H148V210H147V208H146V211H144V209L142 208V206ZM184 205V204H183ZM17 206V205H16ZM19 206V205H18ZM17 206V207H18ZM27 206V207H28ZM149 206H150V208H149ZM224 206V207H223ZM7 208H8V206H6ZM39 208H40V206H38ZM37 207V208H38ZM42 207V206H41ZM120 207V208H119ZM122 207V208H121ZM140 207V208H139ZM158 207H160V206H158ZM162 207V206H161ZM186 207V208H185ZM24 208V207H23ZM31 208V209H30ZM36 208V207H35ZM94 208H92L93 209V211H94ZM225 209V211H229V214L230 213H232L231 214V216L229 215V217L228 218H225L226 217V215L224 214V215H222L223 213V211H222V209ZM238 208H240V207H238ZM243 208V207H242ZM25 209V208H24ZM27 209V208H26ZM25 209V210H26ZM32 210L33 208L31 207V206H29L28 207V210ZM42 209V208H41ZM90 209V208H89ZM101 209H103L102 207H101ZM100 209V210H101ZM120 209V210H119ZM223 209V210H224ZM17 210H19L20 211V209H17ZM43 210V209H42ZM77 210H78V208H77ZM88 210V209H87ZM12 211H14V209L12 210ZM11 211V212H12ZM23 211V210H22ZM22 211H20V212H22ZM27 211V210H26ZM35 212V210L33 209L32 210V212ZM48 211V210H47ZM99 211V210H98ZM242 211H244V210H242ZM8 212H9V210H8ZM28 212L29 211H27V213L26 214H28ZM37 212V211H36ZM42 212H45L44 210L42 211ZM115 212V213H116ZM122 212H119V213H122ZM151 212V211H150ZM149 212V213H150ZM23 213V212H22ZM31 213V212H30ZM48 213V212H47ZM81 213V212H80ZM102 213V212H101ZM105 213V212H104ZM117 213H116V215H114L115 217L117 216ZM119 213H118V216H120L119 215ZM16 214H18V212L17 213H15V215ZM20 214V213H19ZM33 214H35V216H37L39 219L40 218H42V217H45V216H42V214H40L39 215V211H38V213H33ZM54 214L53 215H51L52 216V218H53V216H54ZM74 214V215H73ZM4 215V214H3ZM14 215V218L15 217H17V216H20V215H17V216H15ZM29 215V214H28ZM39 215V216H38ZM45 215H46V213H45ZM79 215H81V214H79ZM99 215H101L100 214V212H99ZM102 215H103V213H102ZM102 215H101V217H102ZM108 215H110V214H108ZM228 215V214H227ZM32 216H34V215H32ZM111 216V215H110ZM130 216V217H129ZM1 217H2V215H1ZM4 217H5V215L1 218L2 219V222L1 223H3L4 221H7L8 220V218L7 217H5V219H4ZM115 217H113L112 219L114 220V218ZM123 217V216H122ZM121 217V218H122ZM19 218V217H18ZM25 218V217H24ZM38 218H36V219H38ZM52 218H51V221H52ZM116 218H118V217H116ZM116 218H115V220H116ZM120 218V219H121ZM124 218V217H123ZM249 218V217H248ZM13 219V218H12ZM17 218H15V221H16V225H18L19 226V229H20V227H21V225H19V222L21 221H17L16 220ZM44 219V218H43ZM49 220H50V218H48ZM61 219V220H62ZM75 219H73V220H75ZM79 219H80V217H79ZM104 219V218H103ZM42 220V219H41ZM57 220H58V218H57ZM60 220V221H61ZM114 220V221H115ZM153 220V221H152ZM261 220V219H260ZM9 221L11 222V220H10V216H9ZM8 221V222H9ZM25 220H23V221H21V222H24ZM56 221V220H55ZM104 221H105V219H104ZM128 222V219H126L125 218V222ZM132 221V220H131ZM131 221H130V223H131ZM210 221H216V222H218L219 224V226H218V229L217 228H213L212 227V222H210ZM263 225H264V218H263ZM8 222H4L3 224H7V225H3L2 226V224H0V226H2L4 229H1L2 227H0V229L1 230H3L5 233H6V230H10L11 229V227L8 225ZM13 222H14V219H13ZM63 222H65V221H63ZM133 222V221H132ZM216 222H214L215 224H216ZM44 223H46V222H44ZM51 223V222H50ZM61 223H62V221H61ZM61 223H59L58 222V224H61ZM106 223V222H105ZM117 222H115V224L114 225H118V224H116ZM128 224V223H126L127 225L126 226H128V227H130V230H129V232H131V242H133L132 240H134V238L136 239L135 240V242H137V244L136 243H132V245L133 244H136L137 246H139L142 250L141 251H144V252H146V254H148L149 253V246H147V243L148 242H146L147 240H146V238H148L149 236L147 235L148 233H150V232H144V234L143 233H139L140 235H136V233L135 232H137V231H135V226L133 225V224ZM213 223V224H214ZM13 223L11 222V226H13L12 225ZM48 224L49 223H47V227H49L50 226V224H49V226H48ZM64 225H65V223H63ZM63 224H61V225H63ZM102 224H103V222H102ZM121 224H123V223H121ZM14 225H15V222H14ZM24 225H26V224H23V226ZM33 225V224H32ZM40 225V224H39ZM42 225H43V223H42ZM41 225V226H42ZM57 225V224H56ZM61 225H60V228H61ZM63 225V226H64ZM124 225V224H123ZM123 225H118L120 228H122L121 226H123ZM131 225V226H130ZM29 227V225H26L25 227H22V229L24 228V229H28V227ZM30 226H31V224H30ZM35 226V225H34ZM52 226H54V225H52ZM63 226H62V228H63ZM109 226H111V225H109ZM126 226H124L125 228H126ZM132 226H134V227H132ZM214 226V225H213ZM10 229H9V228ZM57 227V226H56ZM152 227H153V229H152ZM264 227V226H263ZM8 228V229H7ZM13 228H14V226H13ZM36 228V227H35ZM17 229V228H16ZM43 229H45V228H43ZM47 229V228H46ZM58 229V228H57ZM117 229H118V227H117ZM143 229H141L142 230V232H143ZM151 229H152V231H151ZM28 230H31V229H28ZM64 230V229H63ZM139 230V229H138ZM207 230V231H206ZM3 231H1V233H3ZM15 231V230H14ZM22 231H24V232H30V231H25V230H22ZM205 231H206V233H205ZM262 231H264V228H263V230ZM12 232V231H11ZM43 232V231H42ZM42 232H41V234L40 235H42ZM127 232H128V230H127ZM126 232V233H127ZM186 232H190L192 235L190 236V237H192V240H193V242H192V246L190 245L189 246V244L186 246V244L185 243H187L188 242V240H187V235H186V239H185V234H187ZM244 232V231H243ZM256 232H258L257 234H256ZM10 233V232H9ZM118 233H123V231L122 232H118ZM146 233V234H145ZM7 234V233H6ZM6 234H3V236H5L4 238H9V237H6ZM14 234H16V233H14ZM21 234V233H20ZM153 234V233H152ZM203 234H207V237H206V235H205V237L203 236ZM243 234V233H242ZM259 234V235H258ZM10 234H8V236H9ZM12 235V234H11ZM10 235V236H11ZM17 235H18V233H17ZM119 235V234H118ZM120 235H124V234H120ZM146 235H147V237H146ZM234 235H236V240L234 239ZM256 235H257V237H256ZM42 236H45V237H41L42 239V242H44V244H45V239H47V237H46V235H42ZM110 236V235H109ZM126 236V235H125ZM130 236V235H129ZM129 236H126L125 237V239H127V237H129ZM142 236V237H141ZM107 237V236H106ZM111 237H113V236H111ZM134 237V238H133ZM138 237V238H137ZM39 238V237H38ZM45 238V239H44ZM86 238V237H85ZM84 238V239H85ZM104 238H105V236H104ZM244 238V237H243ZM93 239V238H92ZM106 239V238H105ZM107 239H108V237H107ZM113 239V238H112ZM118 239V238H117ZM47 240H49V238L47 239ZM91 240V239H90ZM104 240V239H103ZM185 240H187V242L185 241ZM190 240V239H189ZM249 240V239H248ZM9 241V239L7 240V242ZM127 241H128V244H127V246H128V248H129V251L131 252V249H132V247L129 245L131 242L129 241V239H127ZM179 241V242H178ZM233 241H236L235 243H233ZM6 242V241H5ZM37 242V241H36ZM49 242H50V240L45 244V245H49ZM88 242V241H87ZM106 242V241H105ZM113 242V241H112ZM112 242H109V243H112ZM130 242V243H129ZM177 242H178V244H177ZM39 243H40V241H39ZM73 243V242H72ZM91 243V242H90ZM189 243V242H188ZM7 244H9V242L7 243ZM33 244V243H32ZM36 244V243H35ZM88 244V243H87ZM86 244V245H87ZM117 244V243H116ZM115 244V245H116ZM248 244V243H247ZM11 245V244H10ZM47 245V246H48ZM74 245L76 246L77 245V247H80L81 245H82V241H78L77 243H74ZM73 245V246H74ZM29 246V245H28ZM28 246H27V248H28ZM72 245H66V247L68 248V247H71ZM83 246V245H82ZM109 246H112V244L111 245H109ZM117 246V245H116ZM116 246H114V247H116ZM120 246V245H119ZM263 246V245H262ZM11 247H12V245H11ZM86 247V246H85ZM66 248V249H67ZM74 249H76V247H73ZM73 248H72V250H73ZM84 248V247H83ZM243 248V247H242ZM10 249V248H9ZM81 249H82V247H81ZM126 249H127V247H126ZM138 249V248H137ZM180 249H181V251H180ZM68 250H70L69 248H68ZM68 250H67V252L66 251H64V254L66 255V253H68ZM118 250V249H117ZM128 250V249H127ZM133 251V250H132ZM66 252V253H65ZM116 252V250H114V253ZM118 252V251H117ZM116 252V253H117ZM254 252V251H253ZM76 253V252H75ZM134 253L135 252H132V256L134 255ZM138 253V256H139V251L138 252H136L135 254H137ZM64 254H63V256H64ZM73 254L74 253H72V256H73ZM177 254V256L179 257V255ZM253 254V253H252ZM68 255H70L69 256V258L71 257V253L69 252V254ZM75 255V254H74ZM124 255V254H123ZM144 254L143 253H141V256H143ZM151 255V254H150ZM184 255V256H185ZM192 256L193 257V259H192V257H190V256ZM256 255V254H255ZM102 256H104L103 254H102ZM149 255H145V258L146 257H148ZM74 257V256H73ZM73 257H72V259L70 258L69 260L71 261V260H74L73 259ZM116 257H117V255H116ZM152 257V256H151ZM151 257H149V258H151ZM154 257V256H153ZM181 257V256H180ZM253 257V256H252ZM64 258H65V256H64ZM143 258V257H142ZM155 258V257H154ZM184 258V257H183ZM256 258H258V259H260V261H264V255H257V256H255V259ZM67 259V258H66ZM78 259V258H77ZM120 259V258H119ZM115 260V259H114ZM118 260V259H117ZM185 261H187V260H185ZM109 263H111V262H109ZM101 264H104V263H101ZM120 264H123V263H120ZM126 264H138L136 261H130V260H128V262H126Z\"/></svg>",
	"mask_w": 264,
	"mask_h": 264
}]
</instances>
